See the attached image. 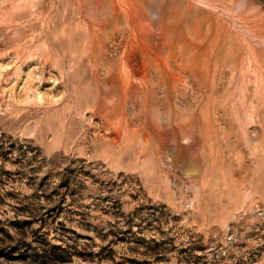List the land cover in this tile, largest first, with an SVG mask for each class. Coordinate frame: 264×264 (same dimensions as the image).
<instances>
[{"label": "rangeland", "instance_id": "rangeland-1", "mask_svg": "<svg viewBox=\"0 0 264 264\" xmlns=\"http://www.w3.org/2000/svg\"><path fill=\"white\" fill-rule=\"evenodd\" d=\"M125 1L0 0V264H264V0Z\"/></svg>", "mask_w": 264, "mask_h": 264}, {"label": "bare ground", "instance_id": "bare-ground-1", "mask_svg": "<svg viewBox=\"0 0 264 264\" xmlns=\"http://www.w3.org/2000/svg\"><path fill=\"white\" fill-rule=\"evenodd\" d=\"M122 1V0H121ZM117 2V1H116ZM126 3H127V0L125 1ZM125 2H123V4L125 3ZM118 3V2H117ZM122 5V4H121ZM127 7V6H126ZM190 9V8H189ZM130 11V10H129ZM118 14H120L121 15V13H118ZM113 15V14H112ZM125 17H127V16H125ZM121 19H123V18H121ZM126 20V19H125ZM129 21V20H128ZM118 22V21H117ZM126 23V22H125ZM129 26V25H128ZM127 27V26H126ZM132 31V30H131ZM133 32V31H132ZM134 33V32H133ZM123 34V33H122ZM121 35V34H120ZM121 37V36H120ZM132 37V36H131ZM134 37H135V35H134ZM132 39V38H131ZM120 43V42H119ZM139 43V42H138ZM131 47V46H130ZM146 48V47H145ZM144 48V49H145ZM147 49H148V47H147ZM146 49V50H147ZM150 50V49H149ZM124 51V50H123ZM126 51V50H125ZM147 53H148V51H147ZM150 53V55H154L153 53L151 54V52H149ZM161 55H162V53H160ZM165 56V55H164ZM187 56H188V54H187ZM190 56V55H189ZM155 57V56H154ZM163 57V56H162ZM121 58V57H120ZM159 58V57H158ZM187 58H189V57H187ZM124 59V58H123ZM157 59V58H156ZM165 59H167V58H165ZM164 60V59H163ZM163 60H160V61H163ZM190 60V59H189ZM120 61V60H119ZM167 60H165V62H166ZM164 62V61H163ZM163 62H162V64H163ZM164 62V63H165ZM160 63V62H159ZM169 63V62H168ZM167 63V64H168ZM120 64V63H119ZM124 64V63H123ZM122 64V65H123ZM120 66V65H119ZM125 66V65H124ZM118 67V66H117ZM119 68V67H118ZM126 69H129L128 67L126 68ZM126 69H125V71H126ZM120 71V70H119ZM123 71V70H122ZM118 72V71H117ZM120 73V72H119ZM132 73V72H131ZM147 74V73H146ZM121 76V75H120ZM140 76V75H139ZM117 77V76H116ZM119 77V76H118ZM129 77V76H128ZM146 77V76H145ZM128 79V78H127ZM137 79V78H136ZM143 79V78H142ZM119 81H122L121 80V78L120 79H118ZM138 80V79H137ZM129 81V80H128ZM140 81H142V80H140ZM144 81H145V79H144ZM159 82V81H158ZM127 83H129V82H127ZM130 83H132V82H130ZM185 83V82H184ZM120 84V83H119ZM133 84V83H132ZM119 86V85H118ZM121 86V85H120ZM127 87V86H126ZM122 88V87H121ZM120 89V88H119ZM127 89V88H126ZM113 121V120H112Z\"/></svg>", "mask_w": 264, "mask_h": 264}]
</instances>
